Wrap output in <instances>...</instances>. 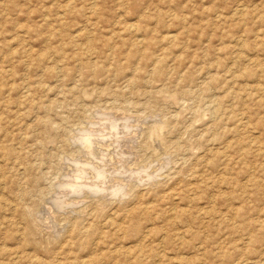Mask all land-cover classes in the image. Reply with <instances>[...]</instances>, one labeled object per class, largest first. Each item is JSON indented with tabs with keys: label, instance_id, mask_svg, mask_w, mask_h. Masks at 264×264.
Here are the masks:
<instances>
[{
	"label": "rangeland",
	"instance_id": "rangeland-1",
	"mask_svg": "<svg viewBox=\"0 0 264 264\" xmlns=\"http://www.w3.org/2000/svg\"><path fill=\"white\" fill-rule=\"evenodd\" d=\"M0 264H264V0H0Z\"/></svg>",
	"mask_w": 264,
	"mask_h": 264
},
{
	"label": "bare ground",
	"instance_id": "bare-ground-1",
	"mask_svg": "<svg viewBox=\"0 0 264 264\" xmlns=\"http://www.w3.org/2000/svg\"><path fill=\"white\" fill-rule=\"evenodd\" d=\"M115 126V125H114ZM117 128V127H116ZM85 147V146H84ZM92 168V167H91ZM91 173V172H90ZM92 174V173H91ZM89 175V174H88ZM94 180V179H93ZM108 180H110V179H108ZM116 183V182H115ZM115 185V184H114ZM110 186V185H109ZM113 187V186H112ZM109 188V187H108ZM126 197V196H125ZM65 200V199H64ZM62 208V207H61Z\"/></svg>",
	"mask_w": 264,
	"mask_h": 264
}]
</instances>
